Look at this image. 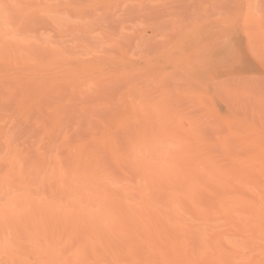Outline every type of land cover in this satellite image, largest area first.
Listing matches in <instances>:
<instances>
[{
	"label": "bare ground",
	"instance_id": "obj_1",
	"mask_svg": "<svg viewBox=\"0 0 264 264\" xmlns=\"http://www.w3.org/2000/svg\"><path fill=\"white\" fill-rule=\"evenodd\" d=\"M146 1L168 0H0L14 27L19 17L38 14L37 26H53L67 39L64 46L32 33L23 54L0 46V264H259L264 105L222 72L193 65L185 74L196 32L211 23L186 30L184 18L170 12L178 33L167 26L168 36L158 34L163 48L153 54L141 42H126L125 29L111 32L91 19L101 13L121 19ZM11 4L67 7L50 14ZM96 5L113 7L101 12ZM217 11L211 19L220 14L217 26H228L229 11ZM236 14L247 19L231 26L235 43L245 35L250 56H260L253 47L264 50L257 46L264 21L247 9ZM147 28L146 38L162 32ZM65 49L76 54L61 56ZM173 72L179 76L160 95V116L184 133V150L171 160L145 157L130 172L126 157L140 105L154 102L138 89ZM89 164L114 183L98 189L82 182Z\"/></svg>",
	"mask_w": 264,
	"mask_h": 264
},
{
	"label": "snow or ice",
	"instance_id": "obj_2",
	"mask_svg": "<svg viewBox=\"0 0 264 264\" xmlns=\"http://www.w3.org/2000/svg\"><path fill=\"white\" fill-rule=\"evenodd\" d=\"M12 7L47 9L50 14H55V10L67 7L65 5H21L11 4ZM97 10L102 12L105 8H111V5H96ZM118 7V6H117ZM125 7H130L125 5ZM137 7L135 5L131 6ZM141 9L161 10L171 8L172 5H139ZM208 7H222L220 5ZM232 9L243 8L247 9L251 15L255 13L261 21H264V0H259L258 3H247L243 5H233ZM8 4L0 3V20L3 21L5 31L0 33V46L5 51L15 48L23 54L25 48L29 47V42L32 39V33L39 31L37 25L41 23V17L38 14L31 16L19 17L16 21V26L9 19ZM247 19L239 14L232 15L228 21V26H216L212 28H201L196 32L197 45L194 51L187 57L185 74H192L193 65L196 66V71L208 74H216L222 72L226 74L231 82L240 86V89L250 98L258 97L261 105H264V54L259 56L261 70L259 74L246 72L241 68L242 57L240 50L236 46L234 35L231 31V26L239 27ZM204 21H211L210 16H197L194 22L199 25ZM102 26V25H101ZM184 27L186 30L193 29V21H185ZM161 31H166L167 26L161 25ZM67 49L60 53L61 56L75 55ZM179 76L178 73H171L166 79L156 82L154 87L150 89L141 85L138 93L141 97L145 94L154 97V102L145 107L140 105L139 111L142 114L139 123L135 126L130 137V148L126 159L128 160V170L133 171L145 157H153L157 154L161 158L171 160L179 152L184 150V133L176 129L173 124L166 123L160 116L163 111V104L160 99L161 93L172 87L173 81ZM189 125L185 122L182 127L187 128ZM174 133V135H173ZM79 179L85 184H92L96 188H102L107 183H114L111 177L100 175L91 164L84 169L82 176ZM6 197L11 196V192L5 193ZM83 208H88L86 202L81 201ZM262 210H264V197H262ZM255 255V253H253ZM261 259L259 264H264V241L261 243L259 253ZM233 264H257L255 260L235 261Z\"/></svg>",
	"mask_w": 264,
	"mask_h": 264
},
{
	"label": "rangeland",
	"instance_id": "obj_3",
	"mask_svg": "<svg viewBox=\"0 0 264 264\" xmlns=\"http://www.w3.org/2000/svg\"><path fill=\"white\" fill-rule=\"evenodd\" d=\"M239 1L240 0H205V1H202V0H175V2H174L172 0V3H171V1L169 3V0H168V1L164 2V3H166V5H172L174 7L176 6L175 9H172L173 11L171 10V8H174V7H171L170 9H164V10H162V9L161 10H154V9H139V10H136L137 7H135V8H131V10H128L129 12L127 11L128 13L124 17H122L121 19L117 18V17H113L110 14H102V13L97 17V19L96 18L94 19L93 17H91V19H93L94 21L97 20L96 22H101L103 25L107 26V28L111 32H116L120 28L121 29H125L126 33H127V36H128L126 38V42H128L129 44H134V43H137V42H141V43L144 44L143 47L145 49H147L148 51H152V53L154 54L156 51H160L163 48V47H161L163 44L161 46H159V42L161 41L162 43H164L163 42L164 40H162V38L159 40L160 36H158V34L162 33V35H164L166 33L165 35H167L168 34L167 32H168L169 28H171V31L173 29L174 31L176 30V32L178 33V29L179 28L177 26H179V25L177 24V26H176V25L173 24V22L178 23L177 21H175L176 18L180 17V18H184L185 21H187L189 19H190L189 21H193L194 17H197V16L200 15V9H201V11H202V9L204 11H207V13H209L208 16H210V17L211 16L214 17L216 15L215 10L217 11V9L219 11L221 10V14L225 13V11L228 10L230 12V14H228L229 12H227L226 13L227 15H225L224 16L225 18H223V20H224V19H226V16H228V15L230 17L232 15H236L237 8L234 10V12H232L233 9H232L231 6L239 4L238 3ZM161 2L162 1H160V3ZM258 2H259V0H256V3H258ZM144 5H149V4H147V1H146L144 3ZM205 5L207 6L206 9L203 8V6L205 7ZM210 5H212V6L220 5V6H222V8L221 7H217V9H216L215 7H208ZM157 6H158V4H157ZM207 8H208V10H207ZM212 8H213V11H211ZM204 11H202V12H204ZM170 12H174V14L176 13L179 16L176 17L174 14H172L173 17L172 16L171 17L174 18V21H173L172 18L169 16L171 14ZM202 12H201V15L204 14L203 16H207L206 12H204V13H202ZM213 12H215V14ZM231 12H232V14H231ZM211 13L213 15H211ZM218 16L219 17H217V18L211 19L210 22L209 21H204V22L211 23V26L220 25L221 24L220 21L222 20L223 16L222 15L220 16V14ZM52 17H55V15H52ZM181 20H183V19H181ZM181 20H179V24L182 23ZM162 24L168 26V29L166 30L167 32H165V31H164L165 33L163 31L160 32V33L154 32L156 29H157L156 31L159 32V30H161L160 26ZM147 26H149L148 28H150V27L151 28L152 27L156 28L153 32L157 34V36H158V38L156 36L157 39L155 38L154 34H153L154 37L151 36L152 38L150 36H148L149 34L147 36L150 37V38H146L145 37L146 34H144L145 33L144 29L147 28ZM181 26H183V24ZM37 27L39 28V31L33 32V34L35 36L41 37L42 39H45L46 41H49V42H52V43H54V42L63 43V45L65 46L67 39L61 38L59 36V34L57 33V31L54 29L53 26H48V27L37 26ZM125 27H127V28H125ZM176 27H177V29H176ZM263 30H264V27H263ZM149 31H151V30H149ZM133 32L137 33L136 37L133 36ZM169 32H170V30H169ZM172 33H175V32H172ZM171 37H173V36H171ZM243 37L244 38H242L241 35H239V42L236 43V46L240 50V54H241V57H242L241 67L246 72H252V73H255V74L258 75L260 70H261V64L256 59H259V56L253 55V56H256L254 58H253V56H250L251 54L249 52H252V51L249 48L250 51L248 52V45H249L248 44V40L245 41V39H246L245 35H243ZM167 39H169V37ZM259 39H261V38H259ZM259 39H258V41H259ZM251 40H253V39H251ZM261 41L263 42V38L261 39ZM261 41H260V43L257 44V46L264 45V44H261L262 43ZM165 44H166V42H165ZM254 44H256V43H254ZM250 47H251V45H250ZM144 48H142V50ZM261 48L264 49L263 46H261ZM155 49H156V51H155ZM253 49L254 50L257 49L256 50L257 54L259 52L261 54L262 53L264 54V52H263L264 50L260 49V47H257V48L253 47ZM147 50L142 51L144 53V55L148 54ZM28 51L30 53V49H28ZM28 51H26V53H28ZM145 51H146L147 54H145ZM152 53H151V55H152ZM260 53L258 55H260ZM148 55H150V54H148ZM224 105L227 108V105L226 104H224ZM224 105H223L222 102L219 103V105H218L222 112L226 111V108H224Z\"/></svg>",
	"mask_w": 264,
	"mask_h": 264
}]
</instances>
